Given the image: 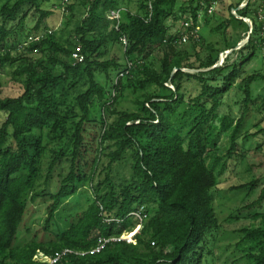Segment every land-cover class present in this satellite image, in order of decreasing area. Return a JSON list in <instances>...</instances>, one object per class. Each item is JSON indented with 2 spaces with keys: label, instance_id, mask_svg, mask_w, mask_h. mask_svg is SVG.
Returning <instances> with one entry per match:
<instances>
[{
  "label": "trees",
  "instance_id": "trees-1",
  "mask_svg": "<svg viewBox=\"0 0 264 264\" xmlns=\"http://www.w3.org/2000/svg\"><path fill=\"white\" fill-rule=\"evenodd\" d=\"M48 1L0 0V70L15 65L13 77L22 83L16 96L2 97L0 91V264H41L34 254L53 255L63 248L72 252L55 264H213L212 243L220 227L213 191L224 163L215 171L219 158L211 164L206 158L228 129L229 158L246 153L235 155L240 136L264 134L258 124L253 132H241L258 99L252 84L264 80L260 71L244 75L256 47L264 46L263 8L259 19L250 0L241 8L243 0L226 5L230 17L244 23L239 17H248L251 28L238 39L248 36L238 56L216 65L238 40L218 46L198 31L196 38L181 42L188 29L181 24L170 32L166 23L190 19L194 27L201 10L208 19L213 0H189L178 12L177 0H138L135 12L127 8L130 0H55L64 14L58 36L45 24L53 14L42 7ZM119 7L124 10L114 28L107 13ZM30 14L36 19L28 28ZM229 19L212 30L225 33ZM75 47L83 59L74 63ZM154 53L160 54L157 67L150 63ZM191 83L198 88L195 95L185 91ZM151 85L158 90L146 91ZM236 86L242 94L240 116H219L224 96ZM127 89L145 90L135 101L137 110L116 107ZM261 100L262 108L264 95ZM256 183L252 179L231 189L252 190ZM85 185L91 192L87 206L63 214L65 201ZM37 199L46 204L45 217L21 243L19 229H28L27 208ZM263 200L264 185L249 206ZM140 206L147 217L133 243L109 241L100 252H89L98 237L131 231L136 224L131 212ZM252 216L264 219V212ZM238 233V244L248 245L242 256L247 263L264 264V225Z\"/></svg>",
  "mask_w": 264,
  "mask_h": 264
},
{
  "label": "rangeland",
  "instance_id": "rangeland-1",
  "mask_svg": "<svg viewBox=\"0 0 264 264\" xmlns=\"http://www.w3.org/2000/svg\"><path fill=\"white\" fill-rule=\"evenodd\" d=\"M199 1V0H198ZM239 0H219L213 8V10L207 13V20L203 18V12L200 11V16L198 18L199 32L204 36L207 42L216 43L218 46H222L224 43L228 46L234 45V43L242 37L244 33L249 34L248 24L245 22H240L234 17H230L226 10V5L229 3L235 4ZM58 1L51 0L48 2L42 3V7L46 9H52L53 14L50 15L45 24L47 28H51L55 35H59L63 20L64 14L60 9L55 5ZM189 0H177L175 5L176 12L179 11V7L186 6ZM138 0H130L127 8L132 12L137 11ZM263 6V7H262ZM250 8L259 10L263 8L264 3L260 0H250ZM189 16V12L183 14L182 18ZM251 17H254L253 11L250 14ZM229 17V26L225 33H223L224 28H221L217 31L212 30L216 25H218L222 20ZM36 19V14L29 15L25 22L29 27H32ZM182 19L178 21H173L171 18L166 20V23L170 26V32H175L179 30L182 23ZM226 38V39H225ZM244 40H238L233 46L228 50H225L219 56V61L217 62L220 65L223 60L227 62L233 61L237 56V49L241 47L244 43ZM117 51V48H115ZM204 50H200L201 55H204ZM20 51H15L13 54H17ZM113 52V49H110V54ZM119 53V52H118ZM38 56V54H34ZM159 53H154L150 58V63L153 67L158 66L159 62ZM15 65H6L3 69L0 70V91L2 97L7 96H16L22 91L21 79H16L13 77V70ZM187 71V69H184ZM252 71H260L264 73V46H257L255 55L252 59L245 64L244 66V75L251 73ZM252 94L254 98H257L255 105L251 106L250 111L245 116V123L242 127V131L249 130V132L255 131L258 127H264V106L261 108V97L264 95V80H258L252 84ZM158 88L154 85L148 86L146 91L154 92ZM187 93L195 95L198 92V88L191 83L188 86V89H185ZM145 90H137L133 92L131 89H127L123 97L120 98L116 107L122 110H137V104L135 101L138 99L141 93ZM242 94L237 89L230 91L223 98V103L218 109L219 116L228 114L231 118L236 120L242 112L241 104ZM257 106V107H256ZM182 107L178 110L181 112ZM4 116L0 114V124L3 121ZM215 124H219L218 120L214 121ZM187 124V123H186ZM258 124V127L254 125ZM229 134L230 129L221 132L216 138V145L213 147V151L210 156H207L206 162L211 164L214 160V157H218V162L215 165V171H218L220 166L223 164V171L218 175V186L214 192L213 207L215 215L218 219L220 227L215 233V238L212 243L213 250V264H232L234 260H237L235 264H248L247 260L242 257L245 254L247 243L238 244L241 235L238 233V230L242 227L253 228L257 226L264 225V219L261 216H252L255 212H264V200L260 205L249 206L254 200L257 199L261 188L264 185V134L261 137L249 136L247 139H243L240 136L237 141V153H240L241 150H246V153L243 157H227L226 149L229 146ZM260 144V148H256ZM252 179H257L256 187L252 190L243 189L235 190L231 189L232 186H236L243 182H249ZM91 197V192L88 185L80 188L78 193L65 201L66 212L63 214H70L76 210L84 209L88 202L87 198ZM45 203H42L40 199H37L34 202L29 203L27 208V213L25 216V222L28 226V229L20 227L18 232V238L21 243L28 241L31 238L33 231L40 228L43 218L45 217ZM62 215V214H61ZM229 215H239V219L229 221L227 218ZM61 222V219H59Z\"/></svg>",
  "mask_w": 264,
  "mask_h": 264
},
{
  "label": "built area",
  "instance_id": "built-area-1",
  "mask_svg": "<svg viewBox=\"0 0 264 264\" xmlns=\"http://www.w3.org/2000/svg\"><path fill=\"white\" fill-rule=\"evenodd\" d=\"M246 2H247V0H243L240 3V5L238 6V8H241L242 6H244ZM216 4H217V0L211 1L210 5L208 6V8L206 10L207 13L211 12ZM123 10H124L123 7H119V8L111 9L108 11L107 19L112 22V26H114V28H118V25H119V22L121 19V12ZM231 12L236 17H239L236 13V9H231ZM258 17H259V19L262 18L261 10H259V12H258ZM239 18H242L248 24V26L251 28V21L248 17H239ZM181 24L183 25L184 29H186V30L188 29V31H189L188 33H184L181 35V42H186L188 40L189 36H192L194 38H196L198 36V31L200 29L199 24H198V20H197V24L194 27H192V25H191L192 22L190 19L183 20ZM120 41L125 48V46L127 45L126 37L121 36ZM71 58H72L74 63L82 61L83 56L80 53L79 47H75L74 51L71 54ZM131 214L133 216V219L136 221L135 227L131 231H124L119 235H112L109 237H104V236L98 237L96 245L93 246L89 250V252L90 253L100 252L104 248L106 243H108L109 241H115V242L117 241L118 242V241L124 240L127 243H133L134 242V235L139 232V230L142 226V222L147 216H146V213L142 212V206H140L137 210L132 211ZM71 252H72V250L69 248H63L62 250L55 251L53 253V255H46L43 252L39 251L36 254H34L33 258L37 261H40L41 264H55L63 255H65L67 253H71Z\"/></svg>",
  "mask_w": 264,
  "mask_h": 264
},
{
  "label": "water",
  "instance_id": "water-1",
  "mask_svg": "<svg viewBox=\"0 0 264 264\" xmlns=\"http://www.w3.org/2000/svg\"><path fill=\"white\" fill-rule=\"evenodd\" d=\"M247 39H248V36L245 38V40H244V42H243V43H245V42L247 41ZM216 65H218V64H216Z\"/></svg>",
  "mask_w": 264,
  "mask_h": 264
}]
</instances>
